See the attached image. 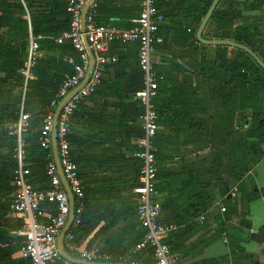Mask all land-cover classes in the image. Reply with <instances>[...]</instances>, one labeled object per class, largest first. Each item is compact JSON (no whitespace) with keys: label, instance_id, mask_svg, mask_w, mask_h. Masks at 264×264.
<instances>
[{"label":"trees","instance_id":"1","mask_svg":"<svg viewBox=\"0 0 264 264\" xmlns=\"http://www.w3.org/2000/svg\"><path fill=\"white\" fill-rule=\"evenodd\" d=\"M93 2L94 19L119 28L130 27L140 9V0ZM263 2L218 0L202 37L240 43L264 62ZM67 3L0 0V215L9 210L10 181L16 166L12 155L15 138L7 134L6 125L20 111L29 115L26 179L36 189L47 188L44 160L50 150L39 147L38 127L59 83L72 71L64 58L77 60L67 39L55 42L68 30ZM210 3L155 0L161 15L158 34L163 39L155 51L164 55L153 64L162 80L153 100L161 127L152 142L155 191L166 193L159 199L158 219L175 225L165 238L176 254L175 264H228L239 258H247L248 264H264L254 263L256 259L239 243L247 240V231L227 223L233 213H245L247 203L259 194L254 184L246 185L243 179L258 161L264 162L260 146L264 140V68L241 48L195 39L194 32ZM253 10L257 12L245 13ZM30 38L37 43V55L28 67L30 77H24L21 70L26 67ZM121 45L111 44L113 48ZM124 45L131 54L119 53L116 61L105 65L100 83L76 103L69 118L68 152L76 165L82 196L74 197L75 208L81 203L79 221L68 230L77 245L91 234L87 249L98 242L101 251L125 255V264H152L150 245L134 249L144 233L135 213L139 164L132 155L140 135L141 107L133 99L140 87V71L135 44ZM232 186L235 191L230 196L227 192ZM212 196L219 197L223 211L214 217L215 225L206 236L197 244L189 242L197 217L206 211ZM219 236L228 245V255L183 263L198 243ZM18 264H26V260Z\"/></svg>","mask_w":264,"mask_h":264},{"label":"built area","instance_id":"2","mask_svg":"<svg viewBox=\"0 0 264 264\" xmlns=\"http://www.w3.org/2000/svg\"><path fill=\"white\" fill-rule=\"evenodd\" d=\"M85 3L86 0H68L66 6L69 14L68 30L55 38L57 43L67 39L77 53V60L74 61L69 56L64 58L71 64L72 71L65 74L59 83L38 127L39 147L50 150V154H47L44 160L47 188L36 189L26 179L29 173L28 163L24 160L25 133L29 127L28 113L20 111L17 118L6 125L7 134L15 138L12 155L16 160V166L12 169L10 183L13 188L9 194V208L23 219L20 257L26 260V264H53L57 260H60L61 264H84L67 260L59 254L56 237L65 224L70 210V200L63 188L51 154L50 132L54 126L56 155L64 184L73 197L79 199L82 196L81 187L76 165L68 152L66 138L69 118L76 103L91 94L100 83L105 65L116 61V55L109 52L111 44L116 41L122 44H135L136 61L140 71V87L133 93V99L141 107L138 116L140 135L135 141L136 149L132 155L137 158L139 164L140 188L135 196V213L139 225L144 228V233L134 245V249L148 244L152 247V264H175L176 254L170 251L165 241L166 236L175 229V225L158 219L161 205L155 191L157 167L152 142L157 130V112L153 100L157 95L158 84L162 80V75L153 68L155 46L163 41L162 36L158 34L161 15L155 7V0H140V9L137 16L131 20L132 25L119 28L94 19L93 0L81 17V9ZM36 49L37 43L30 38L26 67L21 70L24 77H30L28 67L37 55ZM89 53L92 56V63L85 77ZM67 93L65 100L55 111L59 100ZM234 191L235 186H232L227 193L232 196ZM45 203L52 205L53 212L44 216ZM80 206L81 203L78 202L77 207H74L71 221L73 225L79 221ZM220 210H223L222 206ZM197 219L201 222L203 214L198 215ZM62 247L69 255L74 253L76 259L87 262L124 263L123 261L127 259L122 254H111L96 248L87 249L75 244L73 234L68 229L63 236Z\"/></svg>","mask_w":264,"mask_h":264},{"label":"crops","instance_id":"3","mask_svg":"<svg viewBox=\"0 0 264 264\" xmlns=\"http://www.w3.org/2000/svg\"><path fill=\"white\" fill-rule=\"evenodd\" d=\"M264 8V2L262 4ZM256 10L246 11L245 13H256ZM132 44V43H128ZM109 52L118 55L119 53H126L130 55V50L121 45L119 47L109 49ZM90 54V53H89ZM159 55H164L159 51H154L153 60L156 62ZM161 126L157 123V129ZM182 141V137L179 138ZM261 148L264 150V140L260 143ZM51 148V147H50ZM52 154V152H51ZM60 178V177H59ZM243 181L246 185L254 184V188L259 190V194L251 199L247 203V210L243 214L233 213L227 223L233 226L239 227L243 231H247V240L240 241L239 243L243 247L244 251L253 255L256 259L254 263L264 262V229L261 228L264 224V162L258 161L249 171V173L244 177ZM63 188L65 190V184L61 180ZM158 199H163L166 196L165 192L156 193ZM8 209L3 214L0 215V264H18L21 260L19 248L23 242L22 231V217L10 210L9 204ZM53 210L52 205L49 203L44 204V216L51 213ZM169 211V210H168ZM220 199L219 197L212 196L206 211L203 213L204 224H195L193 228V233L189 237V242L200 241L202 236H206L208 231L213 228L214 217L220 214ZM162 217V216H161ZM240 220H244L245 223H241ZM20 223V227L17 228L16 225ZM71 225V224H70ZM91 236V234L81 243L79 246L85 247L86 240ZM98 242L91 248L98 247ZM193 249L195 250L193 252ZM229 248L224 240L223 236H219L206 244L198 243L189 254L186 256L183 263H189L203 258H210L215 256H225L228 255ZM184 254V253H183ZM182 254V255H183ZM70 256L76 258V254L70 253ZM228 264H248L247 258H239ZM97 263H113V262H97ZM125 264V263H124Z\"/></svg>","mask_w":264,"mask_h":264},{"label":"water","instance_id":"4","mask_svg":"<svg viewBox=\"0 0 264 264\" xmlns=\"http://www.w3.org/2000/svg\"><path fill=\"white\" fill-rule=\"evenodd\" d=\"M91 1L92 0H86V3L84 4L83 8L81 9V17H83V14L85 13L86 8H87V6L89 5V3ZM217 1L218 0H211V3L207 7L204 15L202 16V18H201V20H200V22H199V24H198V26H197V28H196V30L194 32L195 39L198 42L203 43V44H227V45H231V46H234V47L241 48L244 51H246L247 53H249L255 59V61L257 63H259L264 68V62L261 61V59L255 53H253L249 48H247L246 46H244V45H242L240 43H236V42H234L232 40H229V39H206V38L202 37L201 32H202V29L204 27V24H205L206 20L208 19V17L210 16L212 10L214 9ZM91 63H92V56H91V54H89L85 77L87 76V72L89 71V69L91 67ZM67 95H68V93L66 95H64L59 100L55 111H57V109L60 107L61 103L67 97ZM54 133H55V129H54V126H53L52 130L50 132V147H51L53 160H54V162L56 164V167H57V173H58V175L60 177V180H62L64 182L63 175H62V173L60 171L59 164H58V159H57V155H56V146H55ZM65 192H66V194H67V196H68V198L70 200V210H69L68 216L66 218L65 224L61 227V229H60V231H59V233H58V235L56 237L57 246H58L59 254L61 255V257L65 258L67 260H70L72 262L84 263V264H124V263L87 262V261H83V260H80V259L73 258L67 252H65V250L62 247V239H63V236H64L66 230L69 228V226L71 224V221L73 219V215H74V197H73L72 193L69 191V189L66 186V184H65Z\"/></svg>","mask_w":264,"mask_h":264}]
</instances>
